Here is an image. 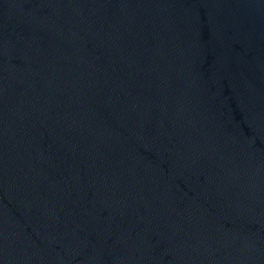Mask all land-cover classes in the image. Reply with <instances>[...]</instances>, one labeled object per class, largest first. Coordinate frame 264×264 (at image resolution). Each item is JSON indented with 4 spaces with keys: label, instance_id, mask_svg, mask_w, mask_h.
<instances>
[{
    "label": "water",
    "instance_id": "1",
    "mask_svg": "<svg viewBox=\"0 0 264 264\" xmlns=\"http://www.w3.org/2000/svg\"><path fill=\"white\" fill-rule=\"evenodd\" d=\"M0 264H264V0H0Z\"/></svg>",
    "mask_w": 264,
    "mask_h": 264
}]
</instances>
